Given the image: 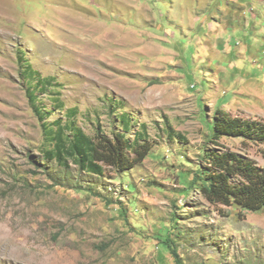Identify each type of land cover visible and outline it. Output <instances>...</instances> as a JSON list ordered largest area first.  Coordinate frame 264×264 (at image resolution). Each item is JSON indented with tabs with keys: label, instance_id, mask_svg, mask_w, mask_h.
<instances>
[{
	"label": "rangeland",
	"instance_id": "rangeland-1",
	"mask_svg": "<svg viewBox=\"0 0 264 264\" xmlns=\"http://www.w3.org/2000/svg\"><path fill=\"white\" fill-rule=\"evenodd\" d=\"M21 58L54 82L31 89L43 121ZM218 108L264 121V0H0V264H176L168 241L184 264H264V210L192 187ZM57 120L152 150L65 169L43 155ZM220 142L264 167V145Z\"/></svg>",
	"mask_w": 264,
	"mask_h": 264
},
{
	"label": "trees",
	"instance_id": "trees-1",
	"mask_svg": "<svg viewBox=\"0 0 264 264\" xmlns=\"http://www.w3.org/2000/svg\"><path fill=\"white\" fill-rule=\"evenodd\" d=\"M21 63H25V78L32 81L28 87L30 101L43 121V110L35 93L48 91L54 82L41 77L24 58H21ZM43 125L52 145L44 157H48V161H57L65 169L76 165L80 172L89 175L105 176L107 167L118 173L127 172L142 164L152 150L150 141L143 139L140 142V137L131 142L125 134L116 133L110 137L100 129L95 136H90L76 127L74 120L64 125L55 121V130H50L45 123ZM211 130L210 140L215 146L205 148L200 168L192 171V187H198L203 196L216 206H236L251 212L264 210V167L220 142L223 137H234L264 145V121L232 116L225 109L218 108ZM262 152L264 155V150ZM178 176L186 180L183 172ZM168 242L164 244L171 249L176 264H184L178 249Z\"/></svg>",
	"mask_w": 264,
	"mask_h": 264
},
{
	"label": "crops",
	"instance_id": "crops-1",
	"mask_svg": "<svg viewBox=\"0 0 264 264\" xmlns=\"http://www.w3.org/2000/svg\"><path fill=\"white\" fill-rule=\"evenodd\" d=\"M220 27H221V26H218V27H217L216 34L219 33V32H221V33L224 34V33L226 32V29H225V28H222L221 30H219ZM216 40H222V37H220L219 39H216ZM225 40H228V39L226 38Z\"/></svg>",
	"mask_w": 264,
	"mask_h": 264
}]
</instances>
